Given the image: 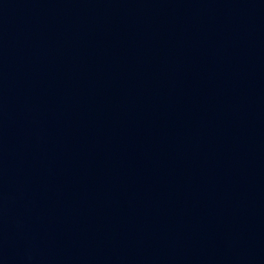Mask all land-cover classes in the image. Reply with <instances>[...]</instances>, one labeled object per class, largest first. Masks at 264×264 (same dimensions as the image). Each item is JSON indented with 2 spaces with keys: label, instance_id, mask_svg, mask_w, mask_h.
<instances>
[{
  "label": "water",
  "instance_id": "1",
  "mask_svg": "<svg viewBox=\"0 0 264 264\" xmlns=\"http://www.w3.org/2000/svg\"><path fill=\"white\" fill-rule=\"evenodd\" d=\"M0 264H264V0H0Z\"/></svg>",
  "mask_w": 264,
  "mask_h": 264
}]
</instances>
